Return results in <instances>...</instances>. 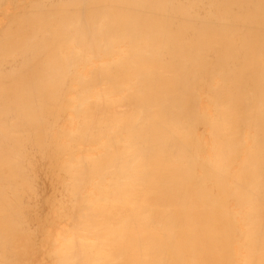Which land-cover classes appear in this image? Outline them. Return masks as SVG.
Listing matches in <instances>:
<instances>
[{"label": "bare ground", "instance_id": "1", "mask_svg": "<svg viewBox=\"0 0 264 264\" xmlns=\"http://www.w3.org/2000/svg\"><path fill=\"white\" fill-rule=\"evenodd\" d=\"M0 264H264V0H0Z\"/></svg>", "mask_w": 264, "mask_h": 264}]
</instances>
